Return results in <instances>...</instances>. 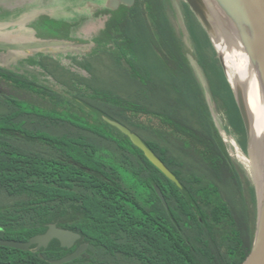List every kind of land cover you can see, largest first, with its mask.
Returning a JSON list of instances; mask_svg holds the SVG:
<instances>
[{"label":"trees","instance_id":"obj_1","mask_svg":"<svg viewBox=\"0 0 264 264\" xmlns=\"http://www.w3.org/2000/svg\"><path fill=\"white\" fill-rule=\"evenodd\" d=\"M107 2L63 0L61 7L85 12L65 14L59 27L34 20L49 10L36 5L30 12L32 3L4 18L30 17L27 26L45 40L51 36L42 30L56 29L65 46L91 57L107 53L126 84L56 86L0 65V82L16 91L0 88V238L27 241L50 223L81 234L70 248L57 238L39 250L0 245V264H57L51 260L83 242L85 252L62 264H243L260 200L255 179L246 184L245 166L217 123L215 106L247 152L245 122L211 34L187 0L116 8ZM101 16L99 28L78 34L85 21ZM189 31L200 49L198 64L187 49ZM106 118L138 133L179 183Z\"/></svg>","mask_w":264,"mask_h":264},{"label":"rangeland","instance_id":"obj_2","mask_svg":"<svg viewBox=\"0 0 264 264\" xmlns=\"http://www.w3.org/2000/svg\"><path fill=\"white\" fill-rule=\"evenodd\" d=\"M200 1L207 8V11L212 18L211 33L214 38L215 44H216L215 38L217 37V29L219 28L223 31L222 32L223 36L229 41L230 52L248 53L249 55H251L250 59L252 63H254V56L252 54L254 48V42H251L248 39L249 45L246 48H242L238 43V41L228 32L226 27H224L220 23V21L217 19L216 14L213 13L214 11L210 8L208 3L205 0H200ZM16 2L24 5L23 9H25V5H27L28 3H32V9L30 10V12H34L33 7L36 5L42 6V8H46L45 11L49 10L48 14L41 13L42 16L41 15H39L38 17L35 16L34 20L40 23L43 22V20H45L47 22L54 24L56 27L57 26L59 27L60 18L66 16L65 14L71 13L74 14L75 16L76 15L80 16L83 14V12H85V10L82 9L73 10L70 8L66 9L63 6L61 7V3L63 2V0H31V1L30 0H0V23L7 22L4 20V18L7 19L11 15L9 6ZM215 4L221 11L220 12L221 17L226 18V20L229 21L230 23H234L237 26L244 25L250 27V21L247 18H245L241 14V12L233 8L229 4V2L225 0H215ZM21 9L22 7L18 11H20ZM51 10L52 12H55L54 15L51 14L52 13ZM40 11H38V13ZM103 18L104 17L101 16L98 17V19L100 20H97V18L88 19L78 29V34L84 35L85 33L88 34L89 32L96 30L103 24L104 21ZM178 22H177L179 25L178 29L183 30L182 29L183 26L182 24H180L179 19ZM2 32H5V36L3 37L0 35V43L2 42L17 43L13 52L8 51V52L0 53V65L2 66H6L12 70L22 73L23 72L33 73L40 80H44L47 83L54 84L56 86H67L66 84H69V86H73L76 85L78 82L79 83L87 82L94 85L101 84L99 80L101 81L103 80L105 83H109L110 85L115 84L116 86L126 84L122 71L115 64H113V60L107 53H99L97 56L91 57L81 47L73 48V47L65 46L62 43H57L56 40L58 39L55 38L57 37L59 38V35L57 34L56 29L48 28L45 31L42 30L43 33H41L44 36L50 34L51 37H48V41L52 43L45 41L44 37L38 36V34L37 35L35 34V37H32L30 28L25 35H21L19 38L9 36V34L7 33L8 31L7 32L2 31ZM187 35L188 37L186 35L185 37L189 42L188 44H190V46H187V49L193 52L194 59L198 64L199 63L198 52L200 51V49L198 48V45L193 41L192 33H190L189 31ZM199 37H201L200 33H199ZM69 43H75V41L72 40ZM28 57L30 58V60L27 61ZM43 64H45L47 68ZM87 66L89 67V70L86 69ZM233 70L237 78L239 77L244 82L245 101L247 102L246 104L248 108L251 110V108L249 107L251 105L250 103L251 99L248 98L249 89L251 87V79L246 81L245 77L243 78L242 76H240L237 68H233ZM252 73H254L253 68H252ZM90 74H92V77L90 76ZM96 79H98V81H96ZM199 80H200L199 82L201 83L202 78L200 76H199ZM204 82L206 84V90H207L206 92L209 95L208 103L211 106L212 105L214 106L215 99L213 98L211 85L209 84L208 81H204ZM0 88L7 92L16 93V91H14V88L8 84H4L0 82ZM214 108H215V116L218 120L217 123L221 127V133L224 139L227 142H229L233 147L230 148L231 153L241 163L244 162L243 165L245 167H242L239 164L240 167L242 168L243 171L242 173L244 174L243 178L245 179L246 177L244 181H247L246 182L247 184L250 180L255 179L256 176L255 177L251 176L252 170L250 165H253L255 173L256 175H258V179L257 181L255 179V181L262 195L264 189V183L262 181L261 170H260V158H259L262 143L256 142V138L253 137V135L250 133L248 150L247 152L242 151L240 145L238 144V139H237L238 136L233 133L232 127L228 124L225 112L219 107L215 106Z\"/></svg>","mask_w":264,"mask_h":264},{"label":"water","instance_id":"obj_3","mask_svg":"<svg viewBox=\"0 0 264 264\" xmlns=\"http://www.w3.org/2000/svg\"><path fill=\"white\" fill-rule=\"evenodd\" d=\"M107 1H108L107 4L114 8L118 7L120 4L132 5L135 2V0H107ZM187 1L190 3L192 8L195 10V12L197 13V15L199 16V18L204 23L207 30L212 36V33H211L212 32V29H211L212 20L209 19L211 18V16L208 13L207 8L203 5V3L200 0H187ZM225 1L229 2V4L233 8L241 12V14L245 18H247L252 25H254V27L258 30V32L260 33L261 37L264 40V0H225ZM212 39H213L215 48L218 52L221 63L223 65V68L225 70L226 76L229 79L231 86L234 90L236 100L240 107V110H241V113H242V116L245 122V126L248 132V137H249L251 132L247 124V120H246V117L243 111V107L237 97L233 84L227 73L225 63L221 57V53L219 52L215 44L213 36H212ZM45 41H48V40H45ZM49 43H52V42H49ZM57 43H62V42L57 41ZM0 47L13 51L16 45L0 44ZM106 119L110 121L112 124L118 126L124 133L129 135L131 140L145 151L146 155L157 167H159L169 178L179 183L175 174L154 153V151L143 141V139L139 136L138 133H136L131 128L127 127L126 125L116 120H113L110 118H106ZM156 189L158 191V194L162 198L163 202L165 203V205H167V200L162 190L160 189V187L156 185ZM257 189H258V186H257ZM258 195H259V200H260V214H259L257 232L254 238L251 252L249 253L247 259L243 262V264H264V189H263L262 195L260 193V190L258 189ZM55 238L60 240L61 245L63 247L70 248L76 243V241H78L81 238V234L71 229L59 227L56 223H50L48 229L45 232L34 235L27 241L0 238V245L12 246V247H16V248L23 249V250L31 249L33 245H36L35 248H32V249L39 250L41 247L47 248L50 242ZM88 246L89 244L87 242H83L79 244L73 252L61 258L53 259L51 260V262L62 264V263L72 261L80 257L85 252V250L88 248Z\"/></svg>","mask_w":264,"mask_h":264},{"label":"bare ground","instance_id":"obj_4","mask_svg":"<svg viewBox=\"0 0 264 264\" xmlns=\"http://www.w3.org/2000/svg\"><path fill=\"white\" fill-rule=\"evenodd\" d=\"M205 1L214 11L213 13L216 14L217 19L220 21V23L224 27H226L228 32L238 41V43L242 48H246L249 45L248 39L251 42H254V48L252 52L254 56V63H252L250 59L251 55H249L248 53H244V52H234L237 54L231 53L229 50V41L224 36L215 38L216 46L223 57V61L226 66L227 73L233 84L237 97L243 107V111L247 120L249 130L253 135V137L256 138V142L262 143L259 158H260L261 176H262V181L264 183V40L261 37L258 30L251 23H250V27L244 25L237 26L234 23H230L229 21L226 20V18L221 17L220 15L221 11L215 4V0H205ZM233 68H237L240 76H242L243 78L245 77L246 81L251 79V87L248 93V98L251 99L250 100L251 105L249 106L251 110L248 108L246 104L247 102L245 101L244 82L239 77L237 78ZM252 68L254 70V73H252ZM250 167L253 176L257 177V178L255 177L257 181L258 175H256L253 165H250ZM248 183H250V181Z\"/></svg>","mask_w":264,"mask_h":264},{"label":"crops","instance_id":"obj_5","mask_svg":"<svg viewBox=\"0 0 264 264\" xmlns=\"http://www.w3.org/2000/svg\"><path fill=\"white\" fill-rule=\"evenodd\" d=\"M22 7L19 3H13L9 6V9H20ZM25 14H27L26 10H24ZM38 11L35 10L36 15ZM27 22L28 19H16V20H9L5 23H0V35L5 36V32L2 31H8L7 33L11 37H17L19 38L21 35H25L29 29L27 28ZM4 42L0 43L3 44ZM4 44H10V45H16L17 43H4Z\"/></svg>","mask_w":264,"mask_h":264},{"label":"flooded vegetation","instance_id":"obj_6","mask_svg":"<svg viewBox=\"0 0 264 264\" xmlns=\"http://www.w3.org/2000/svg\"><path fill=\"white\" fill-rule=\"evenodd\" d=\"M28 14V13H27ZM26 14V15H27ZM35 14V13H34ZM30 18V17H29ZM29 18H26V19H28L29 20ZM27 28L29 29L30 27H28L27 26ZM30 30H31V35H32V37H35V32L30 28ZM13 52V51H12Z\"/></svg>","mask_w":264,"mask_h":264}]
</instances>
